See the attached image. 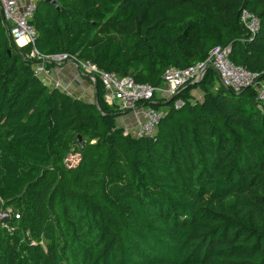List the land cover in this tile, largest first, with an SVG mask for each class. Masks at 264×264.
Listing matches in <instances>:
<instances>
[{"label":"trees","instance_id":"1","mask_svg":"<svg viewBox=\"0 0 264 264\" xmlns=\"http://www.w3.org/2000/svg\"><path fill=\"white\" fill-rule=\"evenodd\" d=\"M53 1H37L33 45L17 47L0 13V209L18 216L0 219V264H264V106L253 88L226 90L208 68L145 103L163 116L153 137H135L99 79L86 103L44 85L42 62L26 57L66 55L158 88L166 70L222 47L259 82L264 0ZM243 10L259 21L253 36Z\"/></svg>","mask_w":264,"mask_h":264},{"label":"built area","instance_id":"2","mask_svg":"<svg viewBox=\"0 0 264 264\" xmlns=\"http://www.w3.org/2000/svg\"><path fill=\"white\" fill-rule=\"evenodd\" d=\"M38 0H0V13L7 35L17 47L30 44L33 45L36 38V31L32 24L37 8ZM240 22L251 36L259 29L258 19L243 10ZM22 40L23 43H20ZM229 49L222 47L213 48L204 61L195 63L185 69L170 68L162 76V85L158 88L147 84H137L130 77H119L113 73H104L89 62L75 63L66 55L44 57L33 50L26 57L44 63H72L81 75L87 76L94 84L99 79L104 91V101L108 106L115 107L119 112L142 111L143 121L139 126L127 133H132L135 137H153L156 126L163 116L160 110H154L145 106L154 95L161 98H171L175 92L184 84L201 80L204 72L211 68L217 75L220 84L229 91L239 93L248 88H253L255 98L260 107L264 106V80L257 82L258 75L246 69L234 65L229 60ZM39 64L34 69L37 76L45 73L44 64ZM59 84L54 83V88ZM176 107L181 105L177 102ZM13 215L10 209H0V219H9Z\"/></svg>","mask_w":264,"mask_h":264},{"label":"crops","instance_id":"3","mask_svg":"<svg viewBox=\"0 0 264 264\" xmlns=\"http://www.w3.org/2000/svg\"><path fill=\"white\" fill-rule=\"evenodd\" d=\"M41 81L49 87H54V83H58V88L72 98L80 99L86 103L95 101L94 84L87 76L79 74L72 63H50V67L45 68ZM191 94L197 100L202 99V94L198 90H193ZM135 117L130 113L122 114L118 119V124L126 131H131Z\"/></svg>","mask_w":264,"mask_h":264},{"label":"rangeland","instance_id":"4","mask_svg":"<svg viewBox=\"0 0 264 264\" xmlns=\"http://www.w3.org/2000/svg\"><path fill=\"white\" fill-rule=\"evenodd\" d=\"M48 62L51 63L50 61H48ZM38 77L42 80V76L40 74ZM130 114H132L133 116L134 115L136 116L135 118H133V123H132L133 124L132 130H133V129L137 128L139 126V124L143 121V115H142V111H140V110L135 111V112H130ZM131 121H132V118H131ZM78 160H79L78 155L73 153L72 155L67 157V159L65 160V164L68 167L75 166L78 163Z\"/></svg>","mask_w":264,"mask_h":264},{"label":"water","instance_id":"5","mask_svg":"<svg viewBox=\"0 0 264 264\" xmlns=\"http://www.w3.org/2000/svg\"><path fill=\"white\" fill-rule=\"evenodd\" d=\"M46 3H48V4H51L52 6H54V7H56L57 5H56V2L55 1H53V0H44ZM199 82V80L198 81H196L195 83H198ZM94 87H95V85H94ZM95 99V98H94ZM128 113H130V112H125L124 114H128ZM77 142H78V145H81V143H82V139H81V137L80 136H78L77 137Z\"/></svg>","mask_w":264,"mask_h":264},{"label":"bare ground","instance_id":"6","mask_svg":"<svg viewBox=\"0 0 264 264\" xmlns=\"http://www.w3.org/2000/svg\"><path fill=\"white\" fill-rule=\"evenodd\" d=\"M20 43H23L22 40L20 41ZM16 45V44H15ZM27 45V44H26ZM24 46V45H23Z\"/></svg>","mask_w":264,"mask_h":264},{"label":"clouds","instance_id":"7","mask_svg":"<svg viewBox=\"0 0 264 264\" xmlns=\"http://www.w3.org/2000/svg\"><path fill=\"white\" fill-rule=\"evenodd\" d=\"M122 114H124V113H122Z\"/></svg>","mask_w":264,"mask_h":264}]
</instances>
